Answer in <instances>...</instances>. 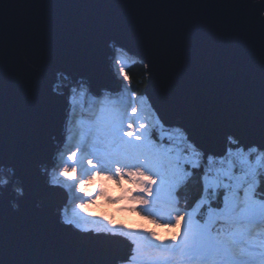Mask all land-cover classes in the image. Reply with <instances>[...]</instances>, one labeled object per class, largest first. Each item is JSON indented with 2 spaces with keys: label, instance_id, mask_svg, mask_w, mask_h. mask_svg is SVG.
Wrapping results in <instances>:
<instances>
[{
  "label": "snow or ice",
  "instance_id": "snow-or-ice-1",
  "mask_svg": "<svg viewBox=\"0 0 264 264\" xmlns=\"http://www.w3.org/2000/svg\"><path fill=\"white\" fill-rule=\"evenodd\" d=\"M86 2L121 13L15 16L0 8V152H14L22 165L41 148L55 120L54 98L36 87L44 68L66 55L95 74L94 54L108 29L141 47L149 88L137 96L121 56L112 63L115 90L95 93L89 77H76L63 145L34 181L41 201L66 189V203L52 221L40 212L14 222L20 205L9 206L5 193L22 180L9 167L10 178L0 176V264H264V152L252 162L258 147L233 148L240 141L228 135L223 155H206L195 140L232 122L251 126L264 142V0ZM52 92L62 95L56 86ZM166 114L185 122L169 123ZM202 166L200 196L181 207V192L197 183L192 170ZM101 198L178 231L162 238L147 223L132 228L114 214H94ZM53 254L66 259H41Z\"/></svg>",
  "mask_w": 264,
  "mask_h": 264
},
{
  "label": "water",
  "instance_id": "water-1",
  "mask_svg": "<svg viewBox=\"0 0 264 264\" xmlns=\"http://www.w3.org/2000/svg\"><path fill=\"white\" fill-rule=\"evenodd\" d=\"M262 0H253V3H261ZM251 7V5H249ZM0 8L9 9L10 13L15 16L23 15H56V16H101V17H116L121 13L120 6H113L105 3L103 6L93 5L86 2V0H12L11 5L9 0H3L0 3ZM127 14V13H125ZM114 40L111 46L109 42ZM120 47L129 50L128 56L140 60L141 56L137 53H142V49L135 42L126 39L118 29L111 28L106 30L103 40L98 44L94 60L97 67L95 74L82 72L79 67L74 64L70 57L66 55H57L52 61L44 68L36 87L45 95L54 98L55 100V120L44 132L41 139V148L35 152L30 159L24 163L19 164L16 154L12 151L0 152V167L4 169L0 176H7L10 178V173L7 169L14 168L16 175L21 177L22 182L19 183L20 188L23 189L25 195L20 196L15 190L13 185L8 187L5 195L10 206V202L14 201L20 205L19 212H12L11 218L14 222L22 221L27 216L43 212L49 221L55 219L57 210L60 209L67 199L66 190H58L57 194L51 198L41 201L40 196L37 194L34 181L37 177L43 176L41 174L42 167L51 168L52 158L57 152L58 145L64 142V124L66 114V96L69 93V86L65 87L62 91L59 90L64 81H69L70 85L76 83V77L83 74L91 80V90L99 93L101 89H116L115 74L112 71V63ZM245 47L251 49L250 41L245 44ZM32 70V69H29ZM57 72H63L68 78L58 76ZM147 84L144 93L149 88V75L147 69ZM53 86H56L57 95L52 92ZM150 97L152 94L149 93ZM159 100L158 97H152ZM166 119L169 123H184L180 116H168ZM233 135L240 141L239 145H232L233 148L243 146L244 150H249L253 146H257L259 151L264 152V142L255 133L251 126H244L239 123L226 122L220 129L208 135L197 136L196 143L202 148L207 155L212 153L214 155H223L225 149L229 146L227 136ZM40 203L41 207H37ZM129 252L127 245L122 246L119 251V256L126 257ZM44 260H63L66 259L63 255H50L41 257Z\"/></svg>",
  "mask_w": 264,
  "mask_h": 264
},
{
  "label": "trees",
  "instance_id": "trees-1",
  "mask_svg": "<svg viewBox=\"0 0 264 264\" xmlns=\"http://www.w3.org/2000/svg\"><path fill=\"white\" fill-rule=\"evenodd\" d=\"M116 56H121L122 58H124L125 62L129 65L126 70L131 77L132 90L136 92L137 96L143 95L148 79L147 69L143 67V64H141L137 58L129 57L128 55H125L124 52L119 51ZM259 152L261 151L252 153L250 155V159L253 160V162H255V158L257 157V155H259ZM192 171L196 174L197 183L189 184L187 189L181 192V207L185 206L183 203L184 200L187 201V206L191 207L201 193V186L198 183V180L199 175L203 171V166L199 170L193 169Z\"/></svg>",
  "mask_w": 264,
  "mask_h": 264
},
{
  "label": "rangeland",
  "instance_id": "rangeland-1",
  "mask_svg": "<svg viewBox=\"0 0 264 264\" xmlns=\"http://www.w3.org/2000/svg\"><path fill=\"white\" fill-rule=\"evenodd\" d=\"M62 145H63V143L60 146L62 147ZM249 160L253 162V160L250 159V156H249ZM84 166H87L86 162H85ZM5 178H7V176H5ZM16 188H20V185L17 184L15 186V189ZM95 190H96L95 185L90 186V191L94 192ZM66 192H67V190H66ZM77 195H80V194L77 193ZM123 207L124 206L122 204H119V205L108 204L107 202L103 201V198H101L100 200L97 201L96 205L91 206V211L97 215L101 214L102 212H105L106 214H110V215L114 214L117 222L127 221V223L129 224V227H132V228H139L141 226V223L142 224L147 223V226L150 228H155L160 233L162 238H165V237L170 238L172 235L176 234V232L178 231L177 229H173L171 232H169V230L167 228L157 227L156 225H152L149 222L142 221L139 217H136L135 213L121 212V209ZM100 209H105L107 211H99ZM121 217H123L125 219H121ZM159 223L162 224L163 221L160 220Z\"/></svg>",
  "mask_w": 264,
  "mask_h": 264
},
{
  "label": "built area",
  "instance_id": "built-area-1",
  "mask_svg": "<svg viewBox=\"0 0 264 264\" xmlns=\"http://www.w3.org/2000/svg\"><path fill=\"white\" fill-rule=\"evenodd\" d=\"M62 86H64V88L67 87V86H69V87L71 88L73 85H70L69 81H64ZM70 88H69V89H70ZM59 89L61 90V88H59ZM62 89H63V88H62ZM256 158H257V157H256ZM256 158H255V160H256ZM205 162H206V161H205ZM14 190H15V187H14Z\"/></svg>",
  "mask_w": 264,
  "mask_h": 264
},
{
  "label": "clouds",
  "instance_id": "clouds-1",
  "mask_svg": "<svg viewBox=\"0 0 264 264\" xmlns=\"http://www.w3.org/2000/svg\"><path fill=\"white\" fill-rule=\"evenodd\" d=\"M99 211H107V210H105V209H100ZM121 219H125V218H123V217H121ZM141 226H144L142 223H141ZM148 227V226H147ZM175 235V234H174ZM165 238H167V237H165Z\"/></svg>",
  "mask_w": 264,
  "mask_h": 264
},
{
  "label": "bare ground",
  "instance_id": "bare-ground-1",
  "mask_svg": "<svg viewBox=\"0 0 264 264\" xmlns=\"http://www.w3.org/2000/svg\"><path fill=\"white\" fill-rule=\"evenodd\" d=\"M62 88L64 89V86H61V90L60 89L59 90L62 91L63 90ZM2 177L5 178L4 176H2Z\"/></svg>",
  "mask_w": 264,
  "mask_h": 264
}]
</instances>
